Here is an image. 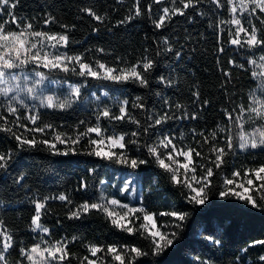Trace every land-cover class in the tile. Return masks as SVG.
I'll use <instances>...</instances> for the list:
<instances>
[{"label": "snow or ice", "instance_id": "6c2138e0", "mask_svg": "<svg viewBox=\"0 0 264 264\" xmlns=\"http://www.w3.org/2000/svg\"><path fill=\"white\" fill-rule=\"evenodd\" d=\"M23 8L0 0V264H264V0H80L71 22ZM137 23L136 46L113 42ZM209 35L221 100L181 79ZM79 157L72 194H44L40 171ZM162 190L177 202L154 209ZM92 218L117 239H89ZM238 221L258 234L237 247Z\"/></svg>", "mask_w": 264, "mask_h": 264}, {"label": "trees", "instance_id": "16d2710c", "mask_svg": "<svg viewBox=\"0 0 264 264\" xmlns=\"http://www.w3.org/2000/svg\"><path fill=\"white\" fill-rule=\"evenodd\" d=\"M85 2H91V0H85ZM80 3V0H24V8L22 11L25 14H36L40 11L41 6L46 4H54L55 11L57 15L65 19L67 22H71L75 19L76 6ZM125 4H130V0H125ZM95 6L100 7H109L115 6V0H95ZM180 24L183 27H189L191 31H204L205 29L200 25H186L184 21L181 20ZM150 25L144 23H137L133 27H128L127 29H121L117 34V37L114 39V43H118L120 48H125L128 45L136 46L137 42L142 41L143 33L148 31ZM87 27L84 24L80 26V32L77 33V39L81 38V34H87ZM89 43H95L94 41H89ZM77 48L81 47L80 45L76 46ZM202 48H206L207 52L198 51L192 60L186 61V69L181 73V79L190 84L193 81L201 82V91L205 96H214L217 100H221L220 94L217 91V86L220 83L222 77L216 69L214 63L213 52L215 51V38L211 35L208 37L207 43L202 44ZM232 53H229L231 55ZM237 75V73H234ZM249 82L243 76L240 78V83L238 87L242 90L249 87ZM181 93L187 95L186 88L182 87L180 89ZM208 125H213L214 122L218 121L220 118V113L218 112V106L214 104L212 109L205 114ZM2 140V138H0ZM47 155L46 153H33L32 155L25 156L21 163L26 167L35 168L36 165L40 162L43 156ZM91 158L89 157H79L75 159H65V158H53V163L51 169L48 171H40L39 175V187L44 194L49 192L60 191L65 187L68 189L69 194H72V189L74 187L75 181L78 175H83V169L89 166L88 161ZM103 171V169H101ZM163 188H167V185L164 184ZM13 196L23 197V193H10ZM78 198V197H77ZM158 204L154 205L153 208H163L165 202L175 203L177 202L175 197L171 196L167 191L162 190L158 198ZM52 207L62 216L63 207L60 202H55L52 204ZM24 217V220H27L30 215V209H23L21 213ZM17 213H12L10 217V222L15 223L18 227H23V222L18 220ZM53 222L55 217L52 218ZM81 231L89 238L93 239L94 237H101L103 240L112 241L117 239L116 236L112 235V232L104 225V223L96 218L89 219L79 226ZM258 234V224L257 230L253 231L251 229L245 228L243 222H237V226L233 232V240L235 241L236 246H241V241L244 237L250 235ZM79 245L74 248V250L79 249ZM197 247H199L197 245ZM197 253H192L191 251L187 252L189 258H194Z\"/></svg>", "mask_w": 264, "mask_h": 264}]
</instances>
